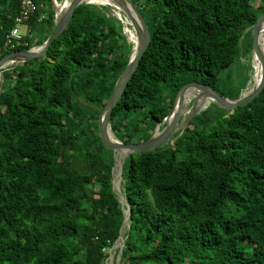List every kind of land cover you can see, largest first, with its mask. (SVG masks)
Listing matches in <instances>:
<instances>
[{"label": "trees", "instance_id": "obj_1", "mask_svg": "<svg viewBox=\"0 0 264 264\" xmlns=\"http://www.w3.org/2000/svg\"><path fill=\"white\" fill-rule=\"evenodd\" d=\"M33 1L27 46L15 51L54 28L52 0ZM132 1L150 46L112 111L118 141L161 130L185 84L240 96L245 85L228 96L217 86L251 54L264 0ZM19 7L0 0V59ZM111 10L79 5L46 57L2 71L0 264H107L126 206L98 120L133 52ZM122 178L130 220L120 264H264V89L230 115L210 104L174 143L129 155Z\"/></svg>", "mask_w": 264, "mask_h": 264}, {"label": "water", "instance_id": "obj_2", "mask_svg": "<svg viewBox=\"0 0 264 264\" xmlns=\"http://www.w3.org/2000/svg\"><path fill=\"white\" fill-rule=\"evenodd\" d=\"M86 1L87 0L71 1L69 5L62 11V13L59 14L57 20L55 21V25L51 34L41 46L34 47L29 50L13 51L0 59V94L2 93L3 84L2 71L6 68V66L9 63L17 65L27 61L46 57V54L52 42L57 39L67 28L74 9L81 4L94 5L93 3H87ZM110 1H112L116 8L119 9L118 11L122 12L123 16L128 21L129 26L134 31L137 39L134 51L130 56L129 62L122 74L119 76L118 80L116 81L112 94L106 102L98 120V130L101 144L105 149L112 151L113 153L114 165L111 170L112 191L118 197L119 202L126 206V210L124 211V221L119 231V236L112 248L110 249L107 258V264H120L123 249L122 235L126 229H129L130 220V206L128 205L126 199L124 198L121 192V185L123 182L122 171L125 159L131 154L151 152L159 147H163L166 144L174 143V141L185 130L188 123L195 116L199 115L201 112L206 110L210 104H215L218 107L227 110L230 115L237 108L245 107L248 104L252 103L255 98L261 94L264 89V50H262L259 46L258 37L261 28L264 25V12L257 18L255 24L251 27V54L258 60L260 66V80L255 89H252L247 94H240L237 99H229L220 95L215 89L205 84H200L197 82L185 84L178 91L169 115L163 120L164 127L161 130H159V127L157 125L152 137H150L146 141H143L141 143L123 144L116 138H114L111 132L110 120L112 116V111L117 106L120 97L122 96L129 80L137 69L139 61L150 46V34L143 15L140 13L138 7L132 0ZM120 16L121 14L116 13L117 19H121ZM35 49L37 51H35ZM187 89H193L197 90L198 92H201L203 98L208 100V105L204 109H201L199 108V106H195V100H193L190 109L186 111L185 114H183V98L184 93ZM178 132V136L174 137V135ZM116 150H122L125 154V157L121 159L118 164L116 163L115 158ZM116 172L118 173V179L115 185Z\"/></svg>", "mask_w": 264, "mask_h": 264}, {"label": "bare ground", "instance_id": "obj_3", "mask_svg": "<svg viewBox=\"0 0 264 264\" xmlns=\"http://www.w3.org/2000/svg\"><path fill=\"white\" fill-rule=\"evenodd\" d=\"M72 0H63L62 4L58 7V16L60 13H62V11L69 5V3ZM87 3H93L94 5L96 4L97 6H108L112 9V12L114 14V16L116 17V13L121 14V19L124 22L125 25V30L124 33L128 39V42L132 45V50L134 51V47L136 45L137 39L135 36L134 31L131 29V27L129 26L128 21L125 19V17L123 16L122 12L118 11L119 9L116 8V6L112 3V1L110 0H87ZM258 43L259 46L261 47L262 50H264V25L261 28V31L259 33V37H258ZM35 51H37L35 49ZM249 60V66H250V83H249V88L248 90L245 92V94H247L249 91H251L252 89H255V87L258 85L259 80H260V66H259V62L258 60L252 55L250 54L248 57ZM12 65L11 63H9L6 67L8 68V66ZM17 67V66H16ZM191 90V89H189ZM193 90V89H192ZM188 91V89L185 91V93ZM197 93L194 96H186V94L184 93V100H183V111L182 113L185 114L186 111L184 110V108L191 103V100H195V106H199V108L204 109L207 105H208V100L204 99L203 96L201 95V92H198L197 90H195ZM115 138V136H114ZM119 154V155H118ZM125 157V154L122 150H116L115 152V158H116V163L118 164L119 161L121 159H123ZM118 179V173H115V185ZM124 233V232H123ZM121 241V240H120Z\"/></svg>", "mask_w": 264, "mask_h": 264}, {"label": "built area", "instance_id": "obj_4", "mask_svg": "<svg viewBox=\"0 0 264 264\" xmlns=\"http://www.w3.org/2000/svg\"><path fill=\"white\" fill-rule=\"evenodd\" d=\"M52 2H53L52 7L55 12L54 18L56 21L58 17L57 10L58 7L62 4L63 0H61L60 3H58L57 0H52ZM36 8L37 6L33 0H20L19 13L14 18L15 26L5 36L4 48L6 51L12 52L15 51V48L19 46L22 45L27 46L26 43H23V37L27 31V23L31 20L32 16L34 15ZM42 19H43V15L38 19V22H40ZM118 20L123 25V33H124L125 30L124 22L122 19H118ZM21 28L25 29L24 33L21 32ZM158 127H160V125H158Z\"/></svg>", "mask_w": 264, "mask_h": 264}, {"label": "rangeland", "instance_id": "obj_5", "mask_svg": "<svg viewBox=\"0 0 264 264\" xmlns=\"http://www.w3.org/2000/svg\"><path fill=\"white\" fill-rule=\"evenodd\" d=\"M60 1L61 0H57L58 3H60ZM21 32L24 33L25 29L21 28ZM249 60L250 59L248 57L240 58L239 62H236L229 72L223 73V81L220 83L219 86H217V88L228 96L231 95L232 93H235L238 88H242L245 85V89L244 88L241 89V94L244 95L245 92L248 90L250 83ZM15 65L16 64H12L8 66V68L14 67ZM5 69H7V67ZM192 102L193 99L191 100V103H189L184 108L185 111H188L190 109ZM109 251L110 249L107 251V253H109Z\"/></svg>", "mask_w": 264, "mask_h": 264}]
</instances>
